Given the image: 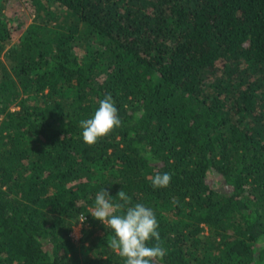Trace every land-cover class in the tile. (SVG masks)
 Here are the masks:
<instances>
[{"label":"trees","instance_id":"trees-1","mask_svg":"<svg viewBox=\"0 0 264 264\" xmlns=\"http://www.w3.org/2000/svg\"><path fill=\"white\" fill-rule=\"evenodd\" d=\"M32 3L20 39L0 10V264H124L103 188L153 209L156 264H264V0ZM109 94L122 126L88 145Z\"/></svg>","mask_w":264,"mask_h":264},{"label":"clouds","instance_id":"clouds-1","mask_svg":"<svg viewBox=\"0 0 264 264\" xmlns=\"http://www.w3.org/2000/svg\"><path fill=\"white\" fill-rule=\"evenodd\" d=\"M98 103L94 115L80 121L82 139L88 145L96 144L122 126L119 111L110 94ZM171 179L170 173L157 172L151 177V184L154 189L167 188ZM90 214L112 229L114 235L107 240V245L124 259V264H156L167 255L160 242L159 223L153 209L142 203H133L132 197L123 189L116 198L105 188L97 192L95 207ZM153 240L156 243L149 246Z\"/></svg>","mask_w":264,"mask_h":264},{"label":"rangeland","instance_id":"rangeland-1","mask_svg":"<svg viewBox=\"0 0 264 264\" xmlns=\"http://www.w3.org/2000/svg\"><path fill=\"white\" fill-rule=\"evenodd\" d=\"M1 9L2 13H5L16 26H22V30L15 35L16 39L21 38L24 27L26 29L28 25L35 21L36 8L32 0H5V2H0V10ZM82 226L83 223L78 221L72 233L74 241L78 242L81 239Z\"/></svg>","mask_w":264,"mask_h":264},{"label":"built area","instance_id":"built-area-1","mask_svg":"<svg viewBox=\"0 0 264 264\" xmlns=\"http://www.w3.org/2000/svg\"><path fill=\"white\" fill-rule=\"evenodd\" d=\"M81 223H84L85 222V217L84 216H81L80 220H79Z\"/></svg>","mask_w":264,"mask_h":264}]
</instances>
